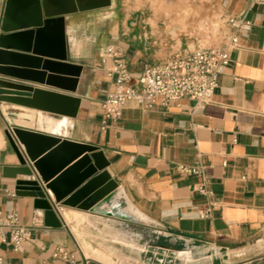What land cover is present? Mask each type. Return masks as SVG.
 <instances>
[{
  "label": "crops",
  "instance_id": "1",
  "mask_svg": "<svg viewBox=\"0 0 264 264\" xmlns=\"http://www.w3.org/2000/svg\"><path fill=\"white\" fill-rule=\"evenodd\" d=\"M123 2L110 0L108 7L64 16L66 60L82 68L75 92L0 76L80 100L74 118L0 102V214L15 212L27 226L33 220L42 223L18 251L0 245L2 264H69L52 258L57 248L73 253L75 264H116L119 257L137 264H264V0L194 3L201 7V17L224 25L220 45L232 33L228 17L243 16L250 23L248 30L234 33L237 46L209 103L202 106L180 99L163 106L158 101L151 110L142 111L128 102L121 116L103 128L101 103L115 89L100 66L106 47L122 51L134 79L145 67L192 52L194 47L184 33L178 36L171 19L127 14ZM4 4L0 0V20ZM91 25L93 33L83 36L82 30ZM25 50L19 52L24 57ZM1 106L33 111V127L8 122ZM13 128L99 148L111 179L163 229L60 204V214L54 209L60 227L45 226L32 193L17 188L18 181L30 178L12 177L5 171L18 165L5 136ZM181 164L204 167V177L180 174L176 167ZM202 182L208 190L205 195L194 190ZM207 209L209 217L200 218Z\"/></svg>",
  "mask_w": 264,
  "mask_h": 264
},
{
  "label": "water",
  "instance_id": "2",
  "mask_svg": "<svg viewBox=\"0 0 264 264\" xmlns=\"http://www.w3.org/2000/svg\"><path fill=\"white\" fill-rule=\"evenodd\" d=\"M109 5L110 0H5L0 20V76L75 92L82 68L66 60L64 16ZM21 48H26V57L19 53ZM0 102L74 118L80 100L0 80ZM5 136L18 164L5 171L12 177L30 178L18 181L17 188L32 193L45 226L60 227L54 212L60 204L163 229L141 213L111 179L99 148L20 128L10 129Z\"/></svg>",
  "mask_w": 264,
  "mask_h": 264
},
{
  "label": "built area",
  "instance_id": "3",
  "mask_svg": "<svg viewBox=\"0 0 264 264\" xmlns=\"http://www.w3.org/2000/svg\"><path fill=\"white\" fill-rule=\"evenodd\" d=\"M226 24L232 33L224 45L174 54L156 65L145 67L136 79L128 71L122 51L114 46L106 47L100 58V66L113 79L115 89L107 93L101 103L103 128L108 121L121 116L128 102L135 103L142 111L151 110L158 101L163 106L180 99H188L202 106L209 103L218 86L219 76L230 63V52L237 46L234 33L250 27L243 16L228 17ZM109 62L111 65L107 67ZM176 168L183 175L204 177V167L199 165L181 164ZM194 190L203 195L208 193L204 182ZM55 210L60 214L63 208L56 204ZM209 214L207 209L200 214V218H207ZM41 224V221L33 220L29 226L24 225L15 212L0 214V245H9L18 251L30 238L32 229ZM52 258L69 264L76 263V256L62 248L55 249Z\"/></svg>",
  "mask_w": 264,
  "mask_h": 264
},
{
  "label": "rangeland",
  "instance_id": "4",
  "mask_svg": "<svg viewBox=\"0 0 264 264\" xmlns=\"http://www.w3.org/2000/svg\"><path fill=\"white\" fill-rule=\"evenodd\" d=\"M123 10L127 14L143 13L150 17H164L166 20L171 19L172 24L178 28V36L184 33L188 37L190 45L194 44L193 50L197 48H206L211 46H218L221 44L224 25L218 21H210L201 17L202 9L198 4L200 0H123ZM204 19V20H203ZM93 26L84 28L82 30L83 36H89L93 33ZM3 112V111H2ZM12 119L16 120L24 111L21 110H7V113ZM16 123V122H15ZM72 224H69L71 227ZM85 234L86 243H88V231ZM83 236V235H82ZM81 236V237H82ZM79 242L80 249L85 255L84 244L81 243V238L76 236ZM77 255V254H76ZM78 257V255H77ZM87 258V257H86ZM125 259L119 257L116 264H137L135 262H127ZM94 264V263H91Z\"/></svg>",
  "mask_w": 264,
  "mask_h": 264
},
{
  "label": "bare ground",
  "instance_id": "5",
  "mask_svg": "<svg viewBox=\"0 0 264 264\" xmlns=\"http://www.w3.org/2000/svg\"><path fill=\"white\" fill-rule=\"evenodd\" d=\"M1 109L4 112L5 116L7 117V121L8 122H16V123H19V124H22V125H27V126L33 127V124H32L33 114H34L33 111H25L24 110V112L19 115V118L14 120L8 115L5 106H1ZM21 120H29V122L25 123V122H23Z\"/></svg>",
  "mask_w": 264,
  "mask_h": 264
}]
</instances>
